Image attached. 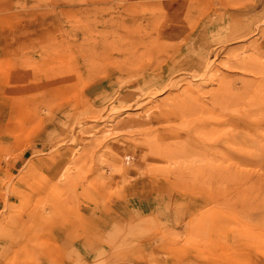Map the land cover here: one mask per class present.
Listing matches in <instances>:
<instances>
[{
    "label": "rangeland",
    "instance_id": "374dc122",
    "mask_svg": "<svg viewBox=\"0 0 264 264\" xmlns=\"http://www.w3.org/2000/svg\"><path fill=\"white\" fill-rule=\"evenodd\" d=\"M124 198L76 264H264V0H0V264Z\"/></svg>",
    "mask_w": 264,
    "mask_h": 264
},
{
    "label": "crops",
    "instance_id": "0c3cea01",
    "mask_svg": "<svg viewBox=\"0 0 264 264\" xmlns=\"http://www.w3.org/2000/svg\"><path fill=\"white\" fill-rule=\"evenodd\" d=\"M151 204L148 202H145L143 198L139 200H134L133 198H124L123 201L114 200L113 203L108 204L105 208H103L100 212V214H97L93 216L95 211H89L88 208L84 209V213L82 215L84 216V219H86V223H83V220L81 218L80 222V228L78 229V233H76V237L82 238V240H75L73 241V244H71L69 247L71 248V252L74 253V256L71 257V261H69L70 264H76L79 262H88V255L94 251L102 250L104 247H97V248H90L94 247V243L99 245L100 241H97L93 244H88L85 242L86 237H101L104 238V236L112 237L116 233H118L119 229H116V224L120 220H125L128 218H131V214L133 212H136L138 214H145L147 212H152L153 210L149 209V206ZM155 208V206H154ZM74 235V234H73ZM71 236V235H69ZM68 234L65 230L59 229L58 230V240L59 242H62L63 238H65L64 244L67 242ZM133 244L136 246H139V252L140 253H149L152 251V244L150 241H133ZM89 245V246H88ZM68 247V243L67 246ZM137 251V252H138ZM80 260V261H77ZM134 264H147V260H142L138 258L137 260H134Z\"/></svg>",
    "mask_w": 264,
    "mask_h": 264
}]
</instances>
